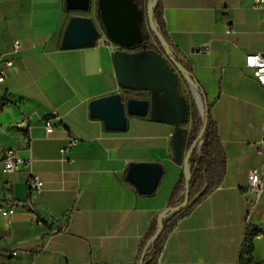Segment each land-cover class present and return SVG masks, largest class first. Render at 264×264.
Listing matches in <instances>:
<instances>
[{
  "label": "crops",
  "instance_id": "0c3cea01",
  "mask_svg": "<svg viewBox=\"0 0 264 264\" xmlns=\"http://www.w3.org/2000/svg\"><path fill=\"white\" fill-rule=\"evenodd\" d=\"M68 1L0 0V52L15 61L0 84L8 101L0 112V147L32 157L44 181L32 199L35 213L16 209L11 222L0 215V264H139L146 234L184 173L172 147L178 127L130 116L126 130L108 131L91 117L92 100L124 92L110 46H62L72 17L100 23L97 0L85 14L69 10ZM161 2L173 45L213 103L227 171L179 220L158 264H240L247 225L264 227V191L252 208L253 195L244 190L253 168L262 170L264 182V88L245 65L247 55L264 54V7L254 0ZM51 115L55 128L47 134ZM26 116L30 133L20 126ZM71 137L78 142L63 154ZM149 162L161 163L164 174L153 195H142L127 172L131 163ZM29 175L26 168L4 173L0 159L2 206L30 197ZM254 260L264 262V233L255 238Z\"/></svg>",
  "mask_w": 264,
  "mask_h": 264
},
{
  "label": "water",
  "instance_id": "95a60500",
  "mask_svg": "<svg viewBox=\"0 0 264 264\" xmlns=\"http://www.w3.org/2000/svg\"><path fill=\"white\" fill-rule=\"evenodd\" d=\"M91 2L92 0H69L67 8L71 11L88 12L91 9ZM158 2L159 0H156L142 11L135 0H97L100 26L90 17H72L64 32L62 46L64 48L90 46L95 44L97 37L104 32L113 42L121 46L113 55L120 88L148 93L146 98H125L121 93H114L92 100L90 115L101 119L106 130H126L130 116H150L155 121L178 127L173 134L172 147L175 160L184 167L187 185L185 198L171 211L173 213L188 204L191 178L189 159L207 128V118L198 86L182 65L176 58L171 56L169 60L163 52L149 48L144 40L142 23L147 17L165 52L171 55L172 46L162 37L154 18ZM192 50L199 51L202 48L194 47ZM181 75H184L190 84L198 107L205 117L198 140L190 149H187V138L191 126L188 125L190 123L188 102L179 89ZM163 174L164 167L161 163H131L127 179L140 194L153 195ZM166 216L167 210L158 217L159 228L152 241L162 232L163 218ZM148 246L143 249L144 253L139 264L144 263Z\"/></svg>",
  "mask_w": 264,
  "mask_h": 264
},
{
  "label": "trees",
  "instance_id": "16d2710c",
  "mask_svg": "<svg viewBox=\"0 0 264 264\" xmlns=\"http://www.w3.org/2000/svg\"><path fill=\"white\" fill-rule=\"evenodd\" d=\"M135 1L138 3V5L140 4V0ZM154 18L158 24V28L160 29L161 35L164 40L177 52L166 27L161 0H159L157 6L155 7ZM142 30L144 33V40L148 47L158 50L156 47L150 45L149 43L150 35L146 32L145 22L142 23ZM177 54L178 56L176 57V60L182 65L185 72L198 86L206 112L207 128L203 134L202 139L197 142V146L189 159L191 178L188 204L180 210H176L173 213L171 212L185 198L187 179L185 177V174L182 173L173 188L168 206L165 209L167 210V216L163 218L162 232L154 241H152L159 228L158 220H156L152 223L148 233L146 234L144 240V248L147 245L149 246L146 251L143 264L159 263V257L165 247L166 241L169 235L176 228L179 220L190 215L198 204L206 199L223 183L227 171V153L219 135L218 125L212 116L213 103L207 98L206 92L200 82L197 80L192 67L183 59H181L178 52ZM183 80L187 88V93L181 90V79L179 83V89L188 102V117L190 119L191 129L188 133L187 149H190L191 146L198 140V136L204 124L205 117L202 115L198 107L190 84L184 77ZM6 104H8V101L4 97H0V112H2ZM200 141L203 142V145L201 149L198 150V144ZM4 202L5 200L0 199V205ZM260 234H263L261 227H258L257 225L251 223L247 225L239 258L240 264H257L254 260V248L255 238ZM143 253L144 252H142L140 256V260ZM261 264H264V262Z\"/></svg>",
  "mask_w": 264,
  "mask_h": 264
},
{
  "label": "built area",
  "instance_id": "2783aa9c",
  "mask_svg": "<svg viewBox=\"0 0 264 264\" xmlns=\"http://www.w3.org/2000/svg\"><path fill=\"white\" fill-rule=\"evenodd\" d=\"M156 0H144L142 3L139 4V8L143 11L146 10L149 4L155 3ZM254 4L259 7H264V0H254ZM2 20V15L0 14V21ZM145 25L148 23V18L145 17ZM102 45H108L113 50L120 49L121 46L113 42L104 32L100 33L97 37L96 42ZM19 41L15 42V50L18 48ZM173 48V47H172ZM173 50H175L173 48ZM172 55V51H171ZM178 56L177 52L175 51V55L172 57L176 58ZM245 65L248 69L253 71L254 77L260 83V85L264 88V54L263 53H252L246 56ZM15 67V61L12 58H6L0 52V84L4 83L12 73V70ZM124 92V93H123ZM123 96L126 97H137L136 95L141 92H134V91H126L122 90ZM146 93V92H143ZM139 98V97H137ZM141 98V97H140ZM57 112H54L53 115H56ZM31 116H26L21 123V127L24 128L27 133H30L32 129L31 125ZM45 128L46 133L50 134L54 131L55 124L53 120V116H48L45 119ZM25 135V134H24ZM78 142L77 138L71 137L70 143L67 147L61 149L63 154L70 152L73 144ZM203 142L198 144V150L201 149ZM260 152L264 155V129H263V138L260 143ZM0 159H1V166L2 171L4 173H12L21 170L22 168H26L30 175L28 179V192L30 197L26 200H16L9 206H0V215L6 217L10 222L12 221L16 209H26L31 212H36L37 208L34 205L32 199L39 195L44 187V181L41 177L34 173L33 171V160L32 157L28 159H23L18 155V151L12 148H2L0 147ZM245 192L250 193L253 195L252 200V208L256 205L258 200L260 199L263 191H264V182H263V172L261 169L253 168L249 172L248 175V183L244 187ZM69 217V214L66 215V218ZM38 224H44V219L41 217L38 219ZM262 232L264 233V227H261ZM59 229L55 230L58 232ZM15 264V263H10Z\"/></svg>",
  "mask_w": 264,
  "mask_h": 264
},
{
  "label": "rangeland",
  "instance_id": "374dc122",
  "mask_svg": "<svg viewBox=\"0 0 264 264\" xmlns=\"http://www.w3.org/2000/svg\"><path fill=\"white\" fill-rule=\"evenodd\" d=\"M77 12L80 13V14H85V11H77ZM98 25L100 26V23ZM145 26H146V32L150 35V41H149L150 45L156 47L160 52H163L169 60H171V56L172 55H175V50H173V48H172L171 49L172 55H168L165 52V49L163 48V46L161 45V43L159 42L158 37L155 34V32H154V30H153V28H152L149 20H148V23H146ZM183 77H184V75H181V90L183 92L187 93V88H186L185 82L183 80ZM136 96L137 97H141V98H146V97H148V93L141 92V93L137 94ZM19 190H23V188L21 187V188H19Z\"/></svg>",
  "mask_w": 264,
  "mask_h": 264
}]
</instances>
